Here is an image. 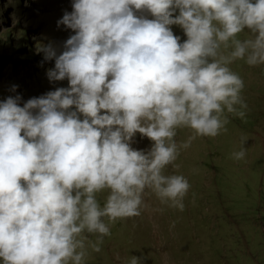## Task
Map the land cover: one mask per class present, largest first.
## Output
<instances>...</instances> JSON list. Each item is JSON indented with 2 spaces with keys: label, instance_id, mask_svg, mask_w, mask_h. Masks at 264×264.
Returning a JSON list of instances; mask_svg holds the SVG:
<instances>
[{
  "label": "clouds",
  "instance_id": "obj_1",
  "mask_svg": "<svg viewBox=\"0 0 264 264\" xmlns=\"http://www.w3.org/2000/svg\"><path fill=\"white\" fill-rule=\"evenodd\" d=\"M72 7L58 21L75 30L62 53L41 46L45 59L55 58L49 78L70 86L23 106L19 93L0 100V264H87L89 250L99 252L111 234L109 222L147 207L146 190L183 210L190 182L165 169L179 168L180 151L197 136L226 131V112L245 115L233 61L264 64V0H73ZM245 30L251 35L240 38ZM185 127L192 135L178 142ZM137 132L154 141L150 150L132 146ZM232 155L240 160L246 149Z\"/></svg>",
  "mask_w": 264,
  "mask_h": 264
},
{
  "label": "rangeland",
  "instance_id": "obj_2",
  "mask_svg": "<svg viewBox=\"0 0 264 264\" xmlns=\"http://www.w3.org/2000/svg\"><path fill=\"white\" fill-rule=\"evenodd\" d=\"M72 5L73 0H0V100L19 93L23 106L29 98L70 86L68 78H49L55 58L45 59L41 46L51 43L62 53L75 30L58 21ZM171 27L181 42L187 39L181 25ZM250 35L245 30L239 37ZM230 67L244 80L245 115L226 112V131L197 136L180 151L179 168L165 169L190 182L184 209L162 204L146 190L147 207L140 215L109 222L111 234L105 235L99 252L89 250L87 264H124L133 255L141 257L140 264H264V64L237 59ZM192 132L178 129L177 141ZM131 143L148 151L154 141L137 132ZM242 147L246 155L237 160L232 153ZM106 194H98L101 204ZM247 249L253 257L244 261Z\"/></svg>",
  "mask_w": 264,
  "mask_h": 264
},
{
  "label": "crops",
  "instance_id": "obj_3",
  "mask_svg": "<svg viewBox=\"0 0 264 264\" xmlns=\"http://www.w3.org/2000/svg\"><path fill=\"white\" fill-rule=\"evenodd\" d=\"M243 259H244V261H246L247 260V258H251V257H253V255H252V250L251 249H247V251L246 250H244L243 251Z\"/></svg>",
  "mask_w": 264,
  "mask_h": 264
}]
</instances>
